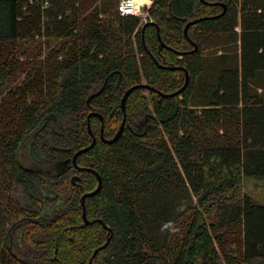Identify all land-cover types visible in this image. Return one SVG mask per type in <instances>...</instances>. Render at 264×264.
I'll use <instances>...</instances> for the list:
<instances>
[{
	"label": "trees",
	"instance_id": "16d2710c",
	"mask_svg": "<svg viewBox=\"0 0 264 264\" xmlns=\"http://www.w3.org/2000/svg\"><path fill=\"white\" fill-rule=\"evenodd\" d=\"M112 3L115 25L101 16ZM223 4L225 14L189 27L199 46L189 53L186 23ZM117 5L0 0L1 146L14 208L0 206V244L18 249L22 264H264V189L251 188L264 183V0H243L240 10L236 0H154L144 39L141 17L121 16ZM40 35L68 39V55L59 56L66 43L27 69L22 43ZM219 42L226 49L216 58L203 54ZM170 66H185L190 80L163 96L186 80ZM144 82L156 89L134 90L122 136L103 141L102 126L107 139L120 127L125 91ZM94 137L78 168L74 154ZM86 168L103 179L86 198L88 219L103 222L89 225L81 197L98 178ZM9 210L21 216L4 234Z\"/></svg>",
	"mask_w": 264,
	"mask_h": 264
},
{
	"label": "rangeland",
	"instance_id": "374dc122",
	"mask_svg": "<svg viewBox=\"0 0 264 264\" xmlns=\"http://www.w3.org/2000/svg\"><path fill=\"white\" fill-rule=\"evenodd\" d=\"M154 1V0H153ZM237 2V7L238 10H240L241 8V4L243 2V0H236ZM149 10V8H147ZM146 9V12H147ZM149 15L147 14L146 16L141 17V24L139 25L140 27L143 26V24L145 22H147L149 20ZM102 17H108V19L110 17H113V23L118 24L119 23V18L117 17V14L115 12V4L112 3V6L109 7V11L108 13L102 14ZM242 16V14H239V19ZM116 22V23H115ZM236 29L238 30V32H241V26L240 24L237 25ZM122 41L119 43V46L123 47V51H128V48L126 46V37L123 36ZM68 41V39L64 38V39H56V38H46L43 35H40V37H36L34 40H31L29 43H22L26 48H29V52L23 56L24 59H28L27 61L29 62L27 65V69H32L33 65L37 62H40L41 60L45 59L48 55V53L51 51L53 54L57 53L58 49L60 47H62L64 44H66ZM240 41L238 42H233L232 45L230 46L232 48L231 53L232 54H237L240 55L241 54V50H240V46H239ZM222 42H219L218 44H210L208 47L203 49V54L205 56H208V58H216L218 54H220L221 52L224 51V48L222 45ZM69 46L70 44L67 43V47H65L64 49L61 48V52L59 53L60 59H64V57H66V55H68V51H69ZM135 52H136V56L139 58L141 57V54L139 52H137V49L135 48ZM21 57V56H20ZM31 62V63H30ZM23 74H21L22 78L25 77L26 71H22ZM143 81H145V77L143 76ZM147 93V92H146ZM201 98L199 95H195L193 98L190 99V104H194L197 103L198 101H200ZM210 132V129L208 130ZM1 133H2V127L0 125V206L3 205V203H5L2 206V209L4 210L3 207H5V209L8 208H12L11 205L9 204V195L7 197V201H6V192H5V177H4V173L6 170V163L4 162V158H3V151H2V146H1ZM213 135H217L215 131H213ZM264 187V183L263 182H257L254 181V185L251 188H254V191L261 193L263 191ZM258 197V196H256ZM259 198L261 200L264 201V193L259 195ZM11 210V209H10ZM9 211L5 212L4 217L6 218V221L2 224V228L4 230V234H6V232L9 231L10 227L12 226L13 223L16 222V218L20 217L21 214H19L18 216L16 215V213H10ZM182 221V220H181ZM171 229L174 230V233H180L181 232V225L176 221L175 224L170 225ZM177 241V237L175 236V241L174 244H176ZM174 244H169L167 246V248H171L174 249ZM13 253L17 256L19 254L18 249H16L15 247L11 250L8 249L7 245L5 242H2V244H0V264L2 263V260H5L6 264H22L18 258L15 259Z\"/></svg>",
	"mask_w": 264,
	"mask_h": 264
},
{
	"label": "water",
	"instance_id": "95a60500",
	"mask_svg": "<svg viewBox=\"0 0 264 264\" xmlns=\"http://www.w3.org/2000/svg\"><path fill=\"white\" fill-rule=\"evenodd\" d=\"M210 3L213 4L212 2H210ZM223 6H224V9L222 10V12H220L219 14H217V15H215V16H204V17H200V18L193 19V20L188 21V22L186 23V25H185V27H184L185 35L188 37V39H189V40L191 41V43L194 45V48L191 49L190 51H188L189 53H194V52H196V51L199 49L198 43L192 41L191 38H190L189 35H188L189 27H190L191 25L197 23V22L200 21V20H203V19H206V18H209V17H210V18H212V17H219V16L225 14V12H226V5L223 4ZM149 23H154V22H153V21H148V22H146V23L143 25V27H142V31H143V39H144V33H145L146 26H147ZM158 31H160L159 28H158ZM158 35H159V39H160V41H161V45H162L163 47H168L167 44L162 40L161 35H160V32H159ZM184 53H185V52H184ZM154 60L156 61V63H157L158 65L162 66V65H161V64H160L155 58H154ZM169 68H171V69H178V68L181 69V68H182V69L186 72V80H185L184 85H183L179 90H177V91H175V92H173V93H163L162 91H158V92H159L161 95H163V96H175V95L179 94L183 89H185V88L187 87V85H188V83H189V80H190V73H189V71L187 70V68H186L185 66H170ZM138 88H147V89H151V90H152V89H156L154 86H151L150 84H148V83H146V82H144V83H137V84H134V85H132L131 87H129V88L125 91V93H124V95H123V97H122V99H121V105H122V109H123V111H124V117H123V120H122V122H121V124H120V127H119L117 133L114 135V137H112V138H110V139H107V138H105V136H104L103 126H102V128H101V129H102L101 138L103 139V141H105V142H107V143H113V142L118 141V140L120 139V137L122 136V134H123V132H124V129H125V126H126V119H127V118H126V116H127V115H126V103H127V100H128L129 95H130L134 90H136V89H138ZM93 115L99 116V117L102 119V121H103V119H104V118H103V115L100 114L99 112L92 111V112L89 114V117H90V116H93ZM90 131H91V130H90ZM96 142H97V137H94V138H93V141L91 142L90 145H88V146H86V147H83V148L79 149V150L74 154V156H73V163H74L78 168H82V167H80V166L78 165V163H77L78 156H79L80 154H82V153L87 152L88 150H90V149L96 144ZM86 169H88V170H90V171H93V172L97 175V178H98V186L96 187V189L93 190V191H90V192H86V193H84V194L82 195V197H81V203H82V206H83V213H82V215H83V219H84L85 224L89 225V224L94 223L95 221L103 222L101 219H94V220H90V219H88V217H87V210H86V198H87V197H90V196H94V195H96V194L101 190L102 185H103V179H102V176L100 175V173L96 172L95 170H93V169H91V168H86ZM103 224H104V226L110 231V233H111V235H112L113 232H112L111 228H110L109 226H107L105 223H103ZM109 240H110V237H108V239H107V241H106L105 244H103L101 247H99L98 249H96V250L94 251V255H96V254L98 253L99 249L106 247V246L108 245V243H109Z\"/></svg>",
	"mask_w": 264,
	"mask_h": 264
},
{
	"label": "built area",
	"instance_id": "2783aa9c",
	"mask_svg": "<svg viewBox=\"0 0 264 264\" xmlns=\"http://www.w3.org/2000/svg\"><path fill=\"white\" fill-rule=\"evenodd\" d=\"M152 3L153 0H118L117 9L121 16L142 17L149 14L147 8H150Z\"/></svg>",
	"mask_w": 264,
	"mask_h": 264
},
{
	"label": "flooded vegetation",
	"instance_id": "af4514ba",
	"mask_svg": "<svg viewBox=\"0 0 264 264\" xmlns=\"http://www.w3.org/2000/svg\"><path fill=\"white\" fill-rule=\"evenodd\" d=\"M222 4V3H221Z\"/></svg>",
	"mask_w": 264,
	"mask_h": 264
}]
</instances>
